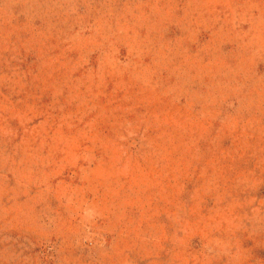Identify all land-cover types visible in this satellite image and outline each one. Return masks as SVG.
<instances>
[{
	"label": "rangeland",
	"instance_id": "obj_1",
	"mask_svg": "<svg viewBox=\"0 0 264 264\" xmlns=\"http://www.w3.org/2000/svg\"><path fill=\"white\" fill-rule=\"evenodd\" d=\"M0 264H264V0H0Z\"/></svg>",
	"mask_w": 264,
	"mask_h": 264
}]
</instances>
